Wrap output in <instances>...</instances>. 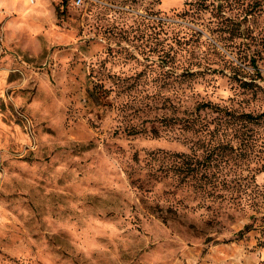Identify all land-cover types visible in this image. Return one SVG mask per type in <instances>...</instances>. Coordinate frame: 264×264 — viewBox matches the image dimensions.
Returning <instances> with one entry per match:
<instances>
[{
	"label": "rangeland",
	"instance_id": "obj_1",
	"mask_svg": "<svg viewBox=\"0 0 264 264\" xmlns=\"http://www.w3.org/2000/svg\"><path fill=\"white\" fill-rule=\"evenodd\" d=\"M0 264H264V0H0Z\"/></svg>",
	"mask_w": 264,
	"mask_h": 264
},
{
	"label": "built area",
	"instance_id": "obj_2",
	"mask_svg": "<svg viewBox=\"0 0 264 264\" xmlns=\"http://www.w3.org/2000/svg\"><path fill=\"white\" fill-rule=\"evenodd\" d=\"M82 2V0H76L77 4H80Z\"/></svg>",
	"mask_w": 264,
	"mask_h": 264
}]
</instances>
